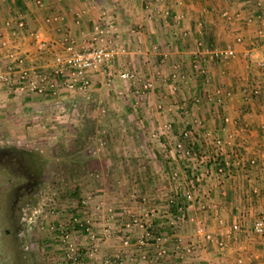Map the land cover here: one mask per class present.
Instances as JSON below:
<instances>
[{"label":"crops","instance_id":"1","mask_svg":"<svg viewBox=\"0 0 264 264\" xmlns=\"http://www.w3.org/2000/svg\"><path fill=\"white\" fill-rule=\"evenodd\" d=\"M98 25H112L104 32L106 40L129 48L114 67L136 70L139 79L89 73L86 90L66 86L64 72H55V53L71 39L87 46ZM41 40L49 43L46 51ZM207 46L233 54L219 58ZM263 60L264 0H0V75H12V84L0 82V129L43 128L49 138L48 113L54 111L57 120L63 116L58 102L103 107L108 122L98 117L94 123L111 130L97 137L110 147L96 159L112 155L113 165L118 156L151 160L152 166L136 170L143 177L135 189L143 196L142 210L163 203L157 217L165 221L185 208L186 221L172 229L171 238L196 245L167 264H264V234L253 230L264 211ZM148 80L154 87L143 90ZM31 82L45 90L38 92ZM254 87L259 91L252 94ZM118 111L126 116L124 135L115 131ZM185 129L191 130L201 161L174 152L172 144ZM127 142L139 146L111 148ZM167 152L175 171L164 161ZM192 184L199 190L189 203L185 193ZM169 206L174 210H165ZM113 218L103 217L100 224L110 228ZM236 223L240 230L233 229ZM199 224L212 239L197 232ZM109 228L100 231L117 233Z\"/></svg>","mask_w":264,"mask_h":264},{"label":"rangeland","instance_id":"2","mask_svg":"<svg viewBox=\"0 0 264 264\" xmlns=\"http://www.w3.org/2000/svg\"><path fill=\"white\" fill-rule=\"evenodd\" d=\"M62 102H58L63 112L60 114L62 118L54 119V111L48 113L51 117L46 121L45 128L49 129V136L53 134L52 137L47 138L43 128L35 132L28 131L27 127L17 130L10 128L9 131L0 129V147H17L32 154L43 177L39 192L29 203L26 215L24 239L29 264H123L126 260L129 262L132 255L136 257L131 264H143L137 256L136 239L131 246H125L120 238L124 223L133 216L149 215L156 228H162L163 232L168 231L169 234L173 231L172 228L158 225L162 218L159 219L157 214L164 209L163 203L159 204L160 209L152 205L142 210L143 196L139 190H135L137 183L143 180L137 173L140 171L136 170L152 166L151 160L141 163L138 155L126 157L127 160L118 156L117 164L113 165L115 160L112 155L107 154L106 158L100 155L96 159L98 154L106 151L104 148L109 150L110 144L97 139L100 137L98 134H108L109 129L106 130L105 125L97 128L94 120L102 117L108 122L109 114L103 111V107L101 111H96L91 101L86 107L77 106L76 101L66 104L64 99ZM113 117L119 125L116 133L124 135L126 130L121 119L126 118L125 114L118 111ZM139 130L136 128L137 133ZM111 146L119 152L138 147L139 144L127 142ZM168 152L164 161L170 172L175 171L177 166L171 163ZM151 193L156 195V192ZM165 210L174 209L169 206ZM108 216L116 220L110 225L116 234L100 231L109 228L107 222L105 226L100 224L103 217ZM123 216L128 220H122ZM172 244L170 241L167 246L171 247ZM153 248L150 246V254ZM113 250L117 255L111 254ZM171 257L175 259L176 255Z\"/></svg>","mask_w":264,"mask_h":264},{"label":"built area","instance_id":"3","mask_svg":"<svg viewBox=\"0 0 264 264\" xmlns=\"http://www.w3.org/2000/svg\"><path fill=\"white\" fill-rule=\"evenodd\" d=\"M110 27L107 28L97 27L95 34L88 41V45L80 47L77 41L74 39L68 40L65 44L63 52H57L54 56V61L57 65V71L64 72L65 76L68 78L65 85L74 88L75 86L80 87V89L86 90L91 85L90 74L102 73L116 76L118 79L123 81H136L139 79V73L136 70H126L118 69L114 67L115 60L123 54L129 52L127 45L120 43H109L106 40L104 32L111 31ZM110 33V32H106ZM116 35V34H115ZM37 36V34H35ZM40 48L45 51L49 48V43L45 40L40 41ZM205 50L212 53L214 56L219 58H228L233 54L232 50H225L219 47H205ZM264 69V60L261 62ZM183 78V74H181ZM10 73H5V75H0V82H6L7 84H12V78ZM51 85L56 86V83L51 79ZM31 86L38 92H43L45 90L44 85L39 82H31ZM154 87V82L148 80L143 86V90H150ZM259 88L254 87L252 89V94L257 93ZM61 107V106H60ZM168 125L166 128H169ZM165 128V130H166ZM219 148L222 144L217 143ZM173 149L175 153H180L181 156L189 159L198 158L200 161L203 156H199L196 147V140L191 132V130L185 129L182 131L180 138L177 139L175 144H173ZM197 160V159H196ZM218 162V160H215ZM214 162V161H213ZM219 171H224V165L220 164ZM193 174H196L195 172ZM198 179V178H197ZM199 190V184H192V189L185 193V198L187 202H192L195 200V194ZM185 208L179 207V212L172 213L171 218L162 221L159 226L162 225L164 228H174L177 227L179 223L186 221ZM242 224L236 223L233 225L235 231L240 230ZM120 238L122 239L125 246H131L133 240L136 239L137 248L139 253L137 256L142 261L143 264H167L166 262L171 258L173 254L178 255L184 253V251H191L195 248V243L190 242L188 244L184 243L180 238L172 241V234L168 231L163 232L162 228H156L154 220L146 216H133L131 217L121 229ZM253 230L257 233L264 234V211L261 212L260 216L256 220ZM197 232L202 234L206 240L212 239V234L206 230L204 224H199L197 227ZM172 242V246H167L168 242ZM150 246H154L152 254H150ZM136 256H131L130 260H126L131 264ZM138 259V258H137Z\"/></svg>","mask_w":264,"mask_h":264},{"label":"flooded vegetation","instance_id":"4","mask_svg":"<svg viewBox=\"0 0 264 264\" xmlns=\"http://www.w3.org/2000/svg\"><path fill=\"white\" fill-rule=\"evenodd\" d=\"M40 171L26 150L0 147V264H29L24 231L29 203L43 180Z\"/></svg>","mask_w":264,"mask_h":264}]
</instances>
